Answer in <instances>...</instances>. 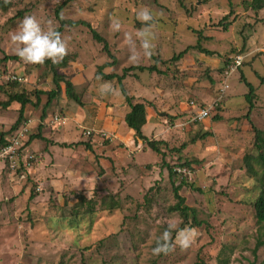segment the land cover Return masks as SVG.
Segmentation results:
<instances>
[{
	"label": "rangeland",
	"instance_id": "rangeland-1",
	"mask_svg": "<svg viewBox=\"0 0 264 264\" xmlns=\"http://www.w3.org/2000/svg\"><path fill=\"white\" fill-rule=\"evenodd\" d=\"M66 1L0 0L9 3L0 7V86L4 90L0 92V109L4 123L14 125L20 117L19 102L9 108L2 105L15 93H27L32 100V113L26 117L34 123L45 112L42 118H46V126L52 125L55 115L62 116L66 108L76 104L68 98L64 82L62 91L49 104V96L41 92L56 88L49 63L52 61L46 60L43 65L25 63L11 42V36L26 16H35L45 30L59 28L61 22L56 10ZM249 2L73 0L64 5L60 17L79 25H67L61 33L68 43V55L66 66L57 69L59 74L77 84V96L82 94L81 85L103 79V84L115 85L120 99L126 101L128 97L134 103L153 107L158 114L157 125L147 138L162 143L158 147L164 157L144 143L141 148L133 146L128 155L130 163L126 161L125 167L111 169L106 163L104 170L97 162L96 165L86 163L87 160L79 162L80 154L74 152L72 164L58 159V167L52 162L51 169L57 167L67 172L72 167L87 172L88 176L83 177L89 179L73 178L67 192L52 195L47 188L39 190L36 177L27 171L31 166L22 157L15 169L0 161V264H251L254 261L258 239L264 241V225L258 223L252 204L259 195V187L248 174L244 157L256 154L253 129L264 132L261 80L264 78V9L255 12L248 6ZM144 10L153 17L147 24L138 19V13ZM221 22L229 24L227 30L219 25ZM92 30L106 45L94 38ZM145 39L152 45L150 55H145L142 47ZM198 45L211 55L201 52ZM183 52V57L177 59ZM6 57L17 59L6 60ZM112 62L109 69L104 67ZM150 67L156 70L151 71ZM130 68L133 69L122 81L126 94L117 79L107 80L99 75L102 70V73L110 72L105 74L122 76L123 70ZM13 76L24 78V82L11 89L13 82L9 83V79ZM242 76L255 88L251 122L247 120L249 88ZM201 107H213L210 117L204 122H191L192 113ZM216 116L221 120L217 121ZM85 130L75 129L70 137L86 138ZM206 132L211 136L201 139ZM32 134L30 131L29 135ZM47 137L53 139L49 134ZM184 144L186 147L182 149ZM62 145L70 147V144ZM136 159L146 162L136 163ZM36 161L30 160L32 167ZM186 162L192 163L191 167H180ZM169 167L177 171L175 176H170ZM184 181L188 184L184 185ZM75 184L82 188L74 189ZM180 185L179 194L185 205L198 211L202 221L199 227L190 223L183 227L181 215L170 211L178 202L174 188ZM28 192L34 193V200L24 197ZM65 200L68 202L64 206ZM89 201L94 202L96 210L92 214L85 213ZM112 201L120 209H107L106 205ZM76 213L79 216L75 219ZM169 224L176 225L171 232L173 243L175 231L181 226L182 230L194 228L197 234L187 249L175 245V250L167 255H155L153 249ZM258 255L260 260L264 258V246Z\"/></svg>",
	"mask_w": 264,
	"mask_h": 264
},
{
	"label": "crops",
	"instance_id": "crops-1",
	"mask_svg": "<svg viewBox=\"0 0 264 264\" xmlns=\"http://www.w3.org/2000/svg\"><path fill=\"white\" fill-rule=\"evenodd\" d=\"M93 81L85 85H81L80 92H82V94L81 96H79L81 104L75 102L76 104L73 103V106H69L68 108H66V110L64 111L65 113H61V115L67 119V123L64 126H58L56 129H54L52 125L46 126L44 124V120L46 118H42L43 115L41 116V119H36V123H34L32 119L30 120L29 117H26V115L32 113V103L30 105H27L25 108V118L23 123H26L28 120L31 121L30 127L33 134L38 133V128L42 125V135L46 140L50 142V144H45V142L43 141L44 139H35L29 144H25L21 152L22 160L25 163L28 156H32L33 159L37 160V164L33 167L29 161L28 164L31 167L27 171L29 175L33 174V176L36 177L35 181L38 182L41 186L39 190H45L47 188L49 189L51 195L58 194L62 191L67 192L66 189L69 188L68 183L73 181V178L80 179L82 177L84 181H86V179H89V177H83V175L85 174L88 176L87 172H78V170L76 169L73 170L72 167L68 168L67 172L65 170L59 171L57 168L59 165L58 159H65L68 164H72V160L75 159L73 157V153L77 152L78 154H80L79 162L82 160H87L88 162L85 161L86 163H91L94 165H96L95 162H97V164L100 167H103L104 170L106 167V163H108L111 169L112 167L113 169H117V167H125L126 161L127 163L129 162L128 155L130 152H132L133 146L137 145V147L141 148L144 144V142H142L141 140H136L135 132L130 129L126 123V116L131 111V108L124 100V98L120 99L116 96L118 95L116 94V91L119 90H116L115 85L109 83L111 84L114 91L104 93L101 91V85L105 81H103V79ZM73 85L77 93V84L73 83ZM82 88L85 89L82 90ZM4 100H6V98ZM20 108L18 109L19 112ZM146 114L147 124L143 127V134L146 137H149V133H151L152 129H155V126L157 125L156 118L158 114L153 109V107H147ZM161 114L162 113H160L159 116L163 117ZM12 125L13 123H4V116L2 118V112L0 109V132L6 133ZM75 129H82L83 131L85 129L106 131L110 135L114 136L115 141L114 143L112 142L113 144H108L109 142H103L99 138H71L70 135L74 133ZM48 134L52 136V140L48 139ZM11 136L6 135V140H9ZM82 142L89 143V145H91L90 149H87L83 145L71 147H65L62 145L77 144ZM33 153H37L36 156L33 155ZM60 155L61 158H58V156ZM52 162L54 163L53 166L57 167L51 169ZM142 162L138 160L136 163ZM73 188L80 189L82 188V185L79 187L75 184ZM51 195L49 197L50 202L52 201ZM24 197L27 200L33 199L34 193L28 192ZM82 197L83 196H80V198ZM67 202L68 200H65L64 206Z\"/></svg>",
	"mask_w": 264,
	"mask_h": 264
},
{
	"label": "trees",
	"instance_id": "trees-1",
	"mask_svg": "<svg viewBox=\"0 0 264 264\" xmlns=\"http://www.w3.org/2000/svg\"><path fill=\"white\" fill-rule=\"evenodd\" d=\"M73 0H67L63 5L59 6V8L56 10V14L58 15V19H60L61 25L59 28L56 29V31L62 33L63 30L65 29V27L67 25L69 26H76L79 25L78 23H75L73 21H65L64 19H62L60 17V12L62 11L64 5L69 4L70 2H72ZM3 5L9 6V3L7 2H0V7H2ZM248 6L255 12H259L261 10L264 9V0H250ZM19 15H22V13H20ZM228 18H225V20L227 21ZM85 25L84 22H81V25ZM219 25H224V29L227 30L228 29V25L229 24H225L223 22H221ZM86 26H89L86 24ZM93 34H94V38L102 43L106 42L105 40L94 30H92ZM198 49L203 52L206 53L208 55H211V52L209 50H205L203 48H201L198 45ZM190 50V48L187 49V51ZM187 51L185 53H187ZM184 55V52L182 54H180L177 59H181ZM6 60H12V59H17V57H6ZM233 61V60H232ZM51 63V68L53 70V75H54V82L56 85V88L54 90L51 91H47V92H41L42 94H47L50 98L49 104H51V102L53 101L54 98H56L59 93L62 91V86L61 83L64 82L65 84V91L66 94L68 96V98H70L71 100H73L74 102L81 104V100L80 97L77 96V94L75 93V88L74 85L72 84V82L69 80L67 81L64 76L60 75L58 72V68H63L66 66L67 64V56L64 57V59L57 64H53V62H49ZM114 63H116V60H114ZM113 62L110 64H105L104 67L106 68H110L112 67ZM105 68V69H106ZM241 68V67H240ZM133 68L130 69H125L123 70V75L120 76L118 74H105L102 73V70L100 72V76L102 78H105L107 80H114L117 79L119 82V85H121V90L123 92V94H126V90L124 88V85L122 84V81L125 79V77L127 76V73H129ZM138 69L142 72L146 71L145 68L143 67H138ZM151 71H155L156 69L153 67L148 68ZM135 71V67L134 70ZM3 74V73H2ZM242 79L245 81V84L248 86L249 88V93L246 95V99L250 104V111L249 114L247 115V120L251 122V118H250V112L252 111L254 104H253V99H254V94H255V88L254 86L248 82L244 76H242ZM262 82L264 83V78H261ZM20 84V82H13V86H11V89H14V87H17L18 84ZM4 92L2 86H0V92ZM38 96V95H37ZM39 100V98H38ZM127 103L131 108V111L127 114L126 116V123L128 125V127L130 129H132L135 132V137L136 140H141L144 143H147V145L152 148L153 150H155L157 153L162 154L164 157V152H162V150L158 147V145L162 144V143H158L155 140H149L144 134H143V127L147 124V114H146V109H147V105L143 104V103H134L133 100H131V98L127 97ZM15 102H19L21 104V108H20V117L18 118V121L10 128V130H8L6 133H1L0 132V145H6L9 140H6V135H8L9 133H12L13 135L16 133V131H18V129L24 124L23 120H24V111L27 105L32 103V100L28 97L27 93H15L9 96L8 100L5 102L3 101V106L4 108L9 107L11 104H14ZM39 103H36L35 105H38ZM48 104V105H49ZM45 116V112L43 113V117ZM217 121L221 120V117L216 116L215 118ZM29 121V120H28ZM204 122V121H203ZM23 123V124H22ZM42 125L38 128V133L29 135L28 140L26 141V144H29L30 142H32L35 139H44L46 140L43 135H42ZM255 131V143H254V150L256 151V154H248L244 157V164L246 166V169L248 171V174L255 179L257 186L259 187V195L257 197V199L252 203L256 212V218L259 224H263L264 225V132L254 128L253 129ZM12 135V136H13ZM211 134L209 132L204 133L200 138L201 139H206L207 137H210ZM48 141V140H46ZM195 140H193L192 143H194ZM109 142V141H107ZM79 145H83L84 147H86L87 149H90L89 143H77V144H70L71 146H79ZM186 147V144L183 145L182 149H184ZM190 162H186L185 164H182L180 167L184 168V167H191ZM169 174L170 176H175L177 174V171L174 170V168L169 167ZM184 185L188 184L187 182H182ZM190 187L193 188V186L189 185ZM181 185L180 186H175L174 188V192H175V196L176 199L178 200L177 204H175V206H172L170 208V211L172 213H179L181 215V218L183 219V227L186 224H192V227H199L202 225V221H200V219L198 218V211L195 208H190L187 205H185V199L179 194V191L181 189ZM82 202H86V200H84V198H82ZM88 203V208L86 210V214H92L94 213L95 210V206H93L92 201L87 202ZM107 209H120L118 203L116 201H112L110 204L106 205ZM78 214H74V218H78ZM179 230H182V226L179 228ZM178 229L175 231L177 233ZM264 246V241L263 240H259L257 242L256 248L254 249L253 253L255 255L254 261L251 262V264H264V258L262 260H260V257L258 255V251L263 248Z\"/></svg>",
	"mask_w": 264,
	"mask_h": 264
},
{
	"label": "clouds",
	"instance_id": "clouds-1",
	"mask_svg": "<svg viewBox=\"0 0 264 264\" xmlns=\"http://www.w3.org/2000/svg\"><path fill=\"white\" fill-rule=\"evenodd\" d=\"M138 19L143 23L153 20L152 15L147 10L138 13ZM119 29V23H116ZM141 32L144 36L145 32ZM11 42L15 46L17 54L21 60L28 64L43 65L46 60H51L53 64L60 63L68 55V43L62 37L61 33L48 28L45 30L41 27L40 22L35 16H26L18 25V31L11 36ZM145 55L151 54V43L145 39L142 43ZM137 57L133 54V60ZM101 91L107 93L114 91L111 84L104 83L101 85ZM176 229V225L169 224L168 229L162 234L157 241V246L153 249V254L167 255L175 250V245H179L182 250L187 249L193 242L196 230L194 228H185L177 231L175 243L171 240V232Z\"/></svg>",
	"mask_w": 264,
	"mask_h": 264
},
{
	"label": "built area",
	"instance_id": "built-area-1",
	"mask_svg": "<svg viewBox=\"0 0 264 264\" xmlns=\"http://www.w3.org/2000/svg\"><path fill=\"white\" fill-rule=\"evenodd\" d=\"M237 66L239 65V61L237 58ZM24 82V78L13 76L9 79L10 82ZM197 108V107H194ZM213 107L211 108H200L198 111H194L191 116V122H203L207 118L210 117V113ZM30 120L24 123L18 131L9 139V142L2 146L0 148V161H3L4 163H8L10 165L11 169H15L17 165V161L21 158V152L26 144V141L29 137V132L31 131L30 127ZM67 123V119L62 116H56L54 117V120L52 121V125L55 126H64ZM85 135L89 138H99L103 142L109 141V143L113 142L112 138L114 136L110 135L106 131H95L87 129L85 130ZM33 159L32 156H28L26 158V163H29V161ZM29 165V164H28Z\"/></svg>",
	"mask_w": 264,
	"mask_h": 264
}]
</instances>
